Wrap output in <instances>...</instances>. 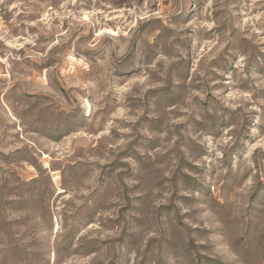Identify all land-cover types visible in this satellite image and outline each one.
<instances>
[{"label":"rangeland","instance_id":"1","mask_svg":"<svg viewBox=\"0 0 264 264\" xmlns=\"http://www.w3.org/2000/svg\"><path fill=\"white\" fill-rule=\"evenodd\" d=\"M0 264H264V0H0Z\"/></svg>","mask_w":264,"mask_h":264}]
</instances>
